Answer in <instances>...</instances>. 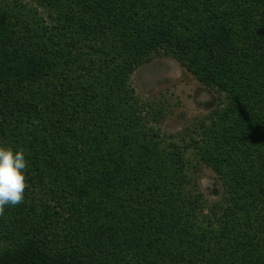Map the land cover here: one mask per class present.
Masks as SVG:
<instances>
[{
  "label": "trees",
  "instance_id": "16d2710c",
  "mask_svg": "<svg viewBox=\"0 0 264 264\" xmlns=\"http://www.w3.org/2000/svg\"><path fill=\"white\" fill-rule=\"evenodd\" d=\"M155 56L225 104L164 133ZM0 147L28 162L0 264H264V0H0Z\"/></svg>",
  "mask_w": 264,
  "mask_h": 264
},
{
  "label": "rangeland",
  "instance_id": "374dc122",
  "mask_svg": "<svg viewBox=\"0 0 264 264\" xmlns=\"http://www.w3.org/2000/svg\"><path fill=\"white\" fill-rule=\"evenodd\" d=\"M132 85L143 100L164 106L161 128L168 135L190 132L209 112L225 104L224 94L203 85L171 57L155 56L139 67L132 75ZM186 157H192L190 151ZM191 172L203 192L207 210L222 196L221 181L205 165L198 164Z\"/></svg>",
  "mask_w": 264,
  "mask_h": 264
},
{
  "label": "clouds",
  "instance_id": "9594fccd",
  "mask_svg": "<svg viewBox=\"0 0 264 264\" xmlns=\"http://www.w3.org/2000/svg\"><path fill=\"white\" fill-rule=\"evenodd\" d=\"M28 162L24 151L0 147V216L6 207H16L24 202L26 183L25 169Z\"/></svg>",
  "mask_w": 264,
  "mask_h": 264
}]
</instances>
